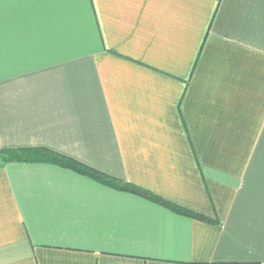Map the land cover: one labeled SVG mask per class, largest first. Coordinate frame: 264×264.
Instances as JSON below:
<instances>
[{
  "label": "crops",
  "instance_id": "0c3cea01",
  "mask_svg": "<svg viewBox=\"0 0 264 264\" xmlns=\"http://www.w3.org/2000/svg\"><path fill=\"white\" fill-rule=\"evenodd\" d=\"M0 264H264V0H0Z\"/></svg>",
  "mask_w": 264,
  "mask_h": 264
},
{
  "label": "trees",
  "instance_id": "16d2710c",
  "mask_svg": "<svg viewBox=\"0 0 264 264\" xmlns=\"http://www.w3.org/2000/svg\"><path fill=\"white\" fill-rule=\"evenodd\" d=\"M9 163H45L56 165L77 174L85 176L95 182L109 187L111 189L131 193L147 200H150L158 205L164 206L175 213L187 215L193 218L198 216L188 213L179 207L163 201L162 199L152 195L151 193L135 187L131 184L112 178L103 174L79 161L66 157L43 148H25V149H0V168ZM200 219V218H199Z\"/></svg>",
  "mask_w": 264,
  "mask_h": 264
}]
</instances>
